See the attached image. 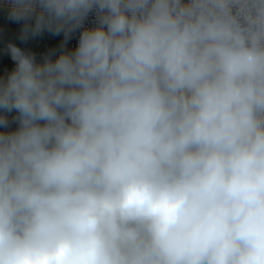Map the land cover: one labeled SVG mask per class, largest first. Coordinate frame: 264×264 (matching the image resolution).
I'll return each mask as SVG.
<instances>
[{"label":"clouds","instance_id":"1","mask_svg":"<svg viewBox=\"0 0 264 264\" xmlns=\"http://www.w3.org/2000/svg\"><path fill=\"white\" fill-rule=\"evenodd\" d=\"M0 9V264H264V0Z\"/></svg>","mask_w":264,"mask_h":264},{"label":"rangeland","instance_id":"2","mask_svg":"<svg viewBox=\"0 0 264 264\" xmlns=\"http://www.w3.org/2000/svg\"><path fill=\"white\" fill-rule=\"evenodd\" d=\"M0 12V53H4L7 43H15L18 47L26 51H31L36 54V57H41L50 51L56 50L59 48L60 43L63 41V33L60 35H52L48 32H44L42 35L37 37H29L26 42H21L19 35L20 29L22 28L23 22L15 23L7 19V12L5 16L2 17ZM8 36L9 40L4 37ZM69 49V41L67 44ZM59 55V51H56L52 57ZM37 59V60H40Z\"/></svg>","mask_w":264,"mask_h":264},{"label":"crops","instance_id":"3","mask_svg":"<svg viewBox=\"0 0 264 264\" xmlns=\"http://www.w3.org/2000/svg\"><path fill=\"white\" fill-rule=\"evenodd\" d=\"M1 16L4 17L7 11H0ZM6 40H9L8 36L4 37ZM14 67V62L11 61L10 57L5 55L4 53H0V74H6Z\"/></svg>","mask_w":264,"mask_h":264},{"label":"built area","instance_id":"4","mask_svg":"<svg viewBox=\"0 0 264 264\" xmlns=\"http://www.w3.org/2000/svg\"><path fill=\"white\" fill-rule=\"evenodd\" d=\"M0 11H6V9H0ZM92 17L89 18V21L86 22L87 27L93 26L91 23ZM78 37H79V32L73 34L72 38L69 40V49H74L78 43Z\"/></svg>","mask_w":264,"mask_h":264},{"label":"water","instance_id":"5","mask_svg":"<svg viewBox=\"0 0 264 264\" xmlns=\"http://www.w3.org/2000/svg\"><path fill=\"white\" fill-rule=\"evenodd\" d=\"M56 57H52V59H55ZM37 59H40V57H37ZM13 128L16 127V125H12Z\"/></svg>","mask_w":264,"mask_h":264}]
</instances>
